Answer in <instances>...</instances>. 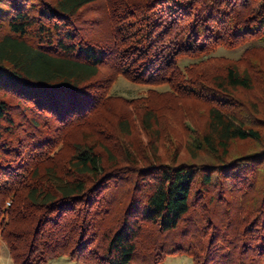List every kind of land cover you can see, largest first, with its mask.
<instances>
[{
    "label": "trees",
    "instance_id": "16d2710c",
    "mask_svg": "<svg viewBox=\"0 0 264 264\" xmlns=\"http://www.w3.org/2000/svg\"><path fill=\"white\" fill-rule=\"evenodd\" d=\"M242 45L238 60L210 55ZM263 51L264 0H0V241L13 263L70 255L87 264H163L181 244L170 243L171 234L205 202L208 217L198 218L208 233L195 264H264ZM182 56L196 60L186 73ZM104 66L169 86L125 102L149 136L145 164L128 147L105 144L99 123L97 133L71 143L63 166L49 162L66 132L111 108L100 83L109 79L99 78ZM153 98L165 107L207 104L205 127L187 140L191 159L160 160L167 124ZM122 115L117 129L130 135ZM235 141L256 148L233 155ZM260 180L240 223V203L228 194L249 192ZM115 183H128L131 194L107 226L104 204L116 198L108 201L106 192Z\"/></svg>",
    "mask_w": 264,
    "mask_h": 264
},
{
    "label": "rangeland",
    "instance_id": "374dc122",
    "mask_svg": "<svg viewBox=\"0 0 264 264\" xmlns=\"http://www.w3.org/2000/svg\"><path fill=\"white\" fill-rule=\"evenodd\" d=\"M85 18H90V16L85 15ZM246 50V45L237 46L232 49H227L224 47L217 48L210 55L213 57H225L231 60H238ZM260 58L264 60V51L259 54ZM196 60L189 56H182L178 59V66L180 67L183 73H186L187 69L195 64ZM100 79L103 77L109 80H103L100 83L104 85L103 91L107 92L106 99L112 100L109 101L112 103L110 107H99L95 114L91 116V122L88 127H82L80 129H70L65 135L57 141L53 151L48 153L49 162L58 159L59 165L63 166L69 157L73 154L72 142L81 141L82 138L88 133V131H94V126L98 123L101 125L99 128H102L103 131L108 132V134L100 133V136L105 137V144L112 146L115 149L122 151L123 148L128 147L129 150L134 151V157L139 160L138 164H145L144 159L141 161L146 153L150 154V151L145 153L141 149L142 147H148L149 136L143 130L141 122L139 120L138 111L134 106H127V99L139 98L148 95L152 91L154 93L158 92H167L169 91V86L167 84L160 85H146L133 81V79L127 75L116 74L109 67H103L100 70ZM98 78V79H99ZM113 79V80H112ZM112 82L110 83V81ZM100 81V80H98ZM97 81V82H98ZM110 83V84H109ZM108 89V90H107ZM152 90V91H151ZM151 91V92H149ZM149 92V93H148ZM152 92L151 97L155 95ZM157 105L164 112V120L167 124L166 127H163L164 136L160 144L159 158L165 163H175L181 160L191 159L187 150V140L189 134L194 129L199 131L205 127L206 113L208 106L206 103H194L187 101L185 103H160L159 99L153 98ZM129 107V108H128ZM128 108V110H127ZM128 111V112H127ZM128 113V118L131 125L130 135H120L117 129V123L119 118L122 117L124 113ZM163 124L164 126L166 125ZM96 135L95 133L91 132ZM97 133V132H96ZM85 134V135H84ZM101 140V139H100ZM119 144H115V143ZM256 145L250 141H235L231 145V153L233 155L246 153L251 150H255ZM138 155V157H137ZM142 155V156H140ZM179 155V157H177ZM204 156H208L207 154ZM2 182V180H0ZM261 180L254 185V188L249 189V192H236L231 195L228 194V197L233 198L234 202L240 203V208L243 213L241 214L240 223L248 216V213H251L253 210L252 203L255 200V197L258 195V191L261 189ZM1 185V184H0ZM132 188V186H131ZM131 189L128 183L119 184L115 183L112 185L111 189L106 192L107 200L110 201L111 198L116 201L112 203H106L104 206L111 207V214L106 220V225H114L117 223L118 218L120 217L126 203L127 199L131 194ZM205 197V200L208 201L209 195L212 193V189L208 192ZM216 193V194H214ZM213 195H217V192L214 191ZM236 195V196H235ZM109 198V199H108ZM9 200V199H7ZM210 204V201H208ZM205 202L202 203L195 211L192 210V216L189 219H186L181 223L176 231L171 234L170 243L181 240V244L174 246L171 250V254L166 257L163 264H195L199 259L200 254H202V247L204 244L203 236L208 233L204 230L203 226L205 224L202 222V217L199 215L205 214V219H207V209L205 208ZM6 207H9V201L6 202ZM208 208V207H207ZM214 209V207H212ZM211 208V209H212ZM220 209H216L214 212L215 217H220ZM233 212V209L231 210ZM210 213V212H209ZM199 214V215H198ZM189 221V222H188ZM243 225V224H242ZM151 227V226H150ZM152 228V229H151ZM148 231L156 232V229L151 227ZM232 234V233H231ZM147 235L143 238L146 239ZM169 237V236H168ZM148 241V240H147ZM181 245V246H179ZM88 247V246H87ZM0 264H14L10 255V251L5 242L0 241ZM22 264V262H19ZM43 264H87L85 262L73 260L70 255H63L49 260H45Z\"/></svg>",
    "mask_w": 264,
    "mask_h": 264
}]
</instances>
